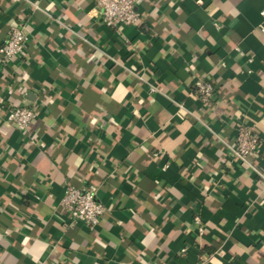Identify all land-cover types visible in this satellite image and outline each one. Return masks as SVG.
I'll list each match as a JSON object with an SVG mask.
<instances>
[{"label": "crops", "instance_id": "1", "mask_svg": "<svg viewBox=\"0 0 264 264\" xmlns=\"http://www.w3.org/2000/svg\"><path fill=\"white\" fill-rule=\"evenodd\" d=\"M263 6L142 0L118 32L97 0H0V44L28 35L0 55V264H264ZM15 106L38 111L28 132ZM240 123L260 136L246 160ZM67 184L97 188L95 228Z\"/></svg>", "mask_w": 264, "mask_h": 264}, {"label": "built area", "instance_id": "2", "mask_svg": "<svg viewBox=\"0 0 264 264\" xmlns=\"http://www.w3.org/2000/svg\"><path fill=\"white\" fill-rule=\"evenodd\" d=\"M142 0H97V6L103 22L118 32L125 25L141 23L138 6ZM264 18V6L261 9ZM264 22V21H263ZM264 31V23L261 25ZM28 35L23 23L12 26L8 39L0 44V55L3 62H11L25 53ZM195 93L207 106L213 104L216 85L210 78H198L194 82ZM152 90H155L152 87ZM38 116V111L28 106H15L9 109L7 119L13 122L23 132H28L30 123ZM260 144V136L253 125L240 123L237 127L233 154L242 159L255 152ZM61 205L66 209L72 221L83 222L93 229L101 221L106 211L104 204L98 199L97 188L74 186L67 184L61 199ZM199 224L200 219L196 217Z\"/></svg>", "mask_w": 264, "mask_h": 264}]
</instances>
